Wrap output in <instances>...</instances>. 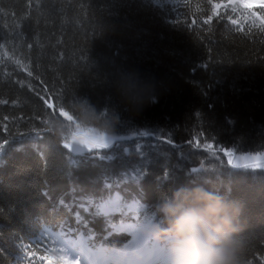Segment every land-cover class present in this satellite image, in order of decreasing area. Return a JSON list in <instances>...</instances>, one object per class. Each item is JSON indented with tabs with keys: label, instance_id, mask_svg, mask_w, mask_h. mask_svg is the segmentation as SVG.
<instances>
[{
	"label": "trees",
	"instance_id": "trees-1",
	"mask_svg": "<svg viewBox=\"0 0 264 264\" xmlns=\"http://www.w3.org/2000/svg\"><path fill=\"white\" fill-rule=\"evenodd\" d=\"M253 13L234 0H0V264L52 259L48 230L104 241V220L79 205L107 183L146 203L141 222L180 187L239 201L238 264H264V169H234L220 153H264V24ZM127 71L161 84L139 113L114 87ZM77 99L119 115L113 136L170 143L77 157L45 123Z\"/></svg>",
	"mask_w": 264,
	"mask_h": 264
},
{
	"label": "clouds",
	"instance_id": "clouds-1",
	"mask_svg": "<svg viewBox=\"0 0 264 264\" xmlns=\"http://www.w3.org/2000/svg\"><path fill=\"white\" fill-rule=\"evenodd\" d=\"M114 87L126 107L139 113L155 101L161 84L127 71L119 75ZM67 107L74 122L50 118L48 131L56 140L65 139L76 124L94 128L108 138L115 135L116 112L98 109L87 99H77ZM242 211L239 201L217 191L180 187L160 199L151 219L138 225V232L166 246L168 264H238Z\"/></svg>",
	"mask_w": 264,
	"mask_h": 264
},
{
	"label": "snow or ice",
	"instance_id": "snow-or-ice-1",
	"mask_svg": "<svg viewBox=\"0 0 264 264\" xmlns=\"http://www.w3.org/2000/svg\"><path fill=\"white\" fill-rule=\"evenodd\" d=\"M243 7L250 8L251 5L245 3ZM260 7L264 9V4H261ZM233 11H235V8H233ZM251 15L255 17V13H252ZM261 22L264 24V19H262ZM253 23H255V20H253ZM261 31H264V28H262ZM29 47H31V45H29ZM29 75H31V73H29ZM48 107H52V105L49 104ZM59 115L65 117L70 123L74 122V116L69 115L68 111H65L63 106L59 107ZM49 122L50 121H45V123ZM61 143L62 147L69 152L72 151L74 145H79L88 151H92L93 147H109L110 140L103 133H98L94 128H82L79 124H76L75 129L71 131L65 139H62ZM204 147L211 148V145L205 144ZM221 151H223V149H221ZM224 154L229 157L228 163L231 164L232 167L264 169V154L239 156L237 158L238 162L236 163L232 162L233 153L231 151H227ZM240 161H244V163H241ZM117 211L119 212L121 210L117 209ZM124 211L128 212L130 216L133 214L135 216L134 223H121L120 225L122 231H127L131 234V241L119 252L109 253L106 250H102L99 253V260L104 261L123 256L126 258L127 264H152L153 261H158L160 259H163L165 264H168L166 246L150 241L149 239L142 237L138 232V225L142 223L140 221L141 207L133 204ZM150 219L151 216L145 215L143 222L149 221ZM64 264H79V262L64 260Z\"/></svg>",
	"mask_w": 264,
	"mask_h": 264
},
{
	"label": "rangeland",
	"instance_id": "rangeland-1",
	"mask_svg": "<svg viewBox=\"0 0 264 264\" xmlns=\"http://www.w3.org/2000/svg\"><path fill=\"white\" fill-rule=\"evenodd\" d=\"M241 2V5L243 6L245 3L251 5L250 8L248 9H262L260 7L261 4H264V0H240ZM264 154V153H263ZM244 156V155H243ZM239 157V155L236 157L235 159V163L238 162L237 161V158ZM241 163H244V161H240ZM132 177H138V175L134 174L132 175ZM116 198H113L111 201H107V203H111L115 200ZM106 203V206H108ZM113 204V203H111ZM110 204V205H111ZM120 205L112 208L110 205L108 207H106V209H110V211H105V208H101L99 207V212L100 213H104V214H110V213H113V214H117V215H121L123 218H125L127 220V218H129L128 220H135V216L134 214L133 215H129L128 212H125L124 210H126L128 208V206L124 203V202H121L119 203ZM131 206V205H130ZM139 206L142 207L141 204H139ZM117 209H120L121 211H117ZM59 241L63 244V251L67 252V250L69 248H71L72 250L76 251V253L78 254V258L77 259H74L72 258L71 256H69L67 254V256L63 257L64 260H68V261H71V262H75V261H78L79 264H115L113 263V258L111 259H108V260H104V261H100L99 260V253L104 250V249H99L97 252H93L92 250H90L85 241L82 239V238H78L76 240L74 239H69V240H63L61 237H58ZM83 254V255H82ZM83 257H84V260H83ZM95 261H93V260ZM115 259V258H114ZM118 264V263H117ZM119 264H127V260L125 257H122V260L120 261Z\"/></svg>",
	"mask_w": 264,
	"mask_h": 264
},
{
	"label": "water",
	"instance_id": "water-1",
	"mask_svg": "<svg viewBox=\"0 0 264 264\" xmlns=\"http://www.w3.org/2000/svg\"><path fill=\"white\" fill-rule=\"evenodd\" d=\"M152 137L151 135L149 136H144V138H150ZM134 138L133 137H125V136H122V137H110L109 140H110V143H109V147L107 148H96V147H93L92 148V151H88L87 149L81 147V148H77V149H72V152L73 153H76L77 155H88V154H91L93 153L94 151H96L97 149L99 150H110L112 148H114L118 143H122V142H129L131 140H133ZM226 151L223 152V154L225 153ZM225 155V154H224ZM234 156V155H233ZM101 160H104V161H107V159L101 157L100 158ZM240 169L243 168V167H239Z\"/></svg>",
	"mask_w": 264,
	"mask_h": 264
},
{
	"label": "bare ground",
	"instance_id": "bare-ground-1",
	"mask_svg": "<svg viewBox=\"0 0 264 264\" xmlns=\"http://www.w3.org/2000/svg\"><path fill=\"white\" fill-rule=\"evenodd\" d=\"M115 259L118 260L119 258L116 257ZM159 263H160V264H165V261H164L163 259H161V261H160ZM91 264H92V263H91Z\"/></svg>",
	"mask_w": 264,
	"mask_h": 264
}]
</instances>
